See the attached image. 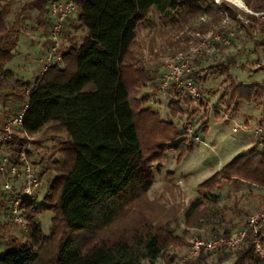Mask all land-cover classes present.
I'll return each mask as SVG.
<instances>
[{
  "label": "trees",
  "instance_id": "trees-1",
  "mask_svg": "<svg viewBox=\"0 0 264 264\" xmlns=\"http://www.w3.org/2000/svg\"><path fill=\"white\" fill-rule=\"evenodd\" d=\"M50 1L39 0L37 7ZM244 3L255 12L264 11V0ZM76 6L77 19L70 28L85 33L82 42L72 43L65 52L62 49L63 62L50 66L33 82L18 79L8 68L18 55L13 37L17 31L6 23L8 6L0 10V93L10 84L23 92L24 96L6 97L26 107L23 131L29 136L52 126L69 138L61 146L65 165L55 166L58 174L44 198L46 209L54 215L50 235L37 221L40 210L35 201H25L27 242L13 239L0 254V264H156L168 246L178 241L168 227L137 229L130 239L106 232L150 192L167 154L178 151L175 141L184 149L179 163L193 148L183 144L173 122L162 120L147 106L146 98L132 96L151 82L144 69L134 64L139 28L152 12L161 20L172 16L174 21L218 16L214 8L235 21L238 13L224 0L218 8L215 0H77ZM241 27L249 30L245 24ZM231 66H236L233 58L218 66L215 74L228 75ZM196 82L202 84L204 79L197 77ZM241 89L236 86L234 94ZM244 89L254 95L258 92L256 87ZM178 105L171 103V114L180 113ZM28 143L15 137L7 152L18 160ZM27 154L32 159V152ZM50 171L47 167L44 174ZM235 182L264 190V146L233 159L199 188L213 192ZM84 233L102 235L94 245L80 247L76 238ZM259 235L264 242V234ZM254 240V232L248 231L235 264H264ZM214 253L226 252H200L188 264H204Z\"/></svg>",
  "mask_w": 264,
  "mask_h": 264
},
{
  "label": "rangeland",
  "instance_id": "rangeland-1",
  "mask_svg": "<svg viewBox=\"0 0 264 264\" xmlns=\"http://www.w3.org/2000/svg\"><path fill=\"white\" fill-rule=\"evenodd\" d=\"M33 1L0 0V10L8 6L6 23L13 25L17 31L13 37L18 55L8 68L14 71L18 79L28 82H33L41 74L44 66L41 60L46 54L40 49L42 41L39 39L43 37V31L37 21L39 11L28 4ZM224 1L235 8L238 13L236 21L228 19L223 10L215 8L213 10L218 16L206 15L178 21H174L172 16L161 20L152 12L148 22L139 28L134 64L144 69L151 82L133 91L132 96L146 98L147 106L158 113L162 120L173 122L182 134L183 144H190L193 148L179 163V152L184 149L179 140L175 141L178 151L167 154L162 172L155 174V184L150 192L128 211L126 217L106 232L130 239L137 229L168 227L178 241L168 246L156 264L191 263L193 259L189 254L193 240H215L234 235L243 229L251 216L264 213V190L252 185L241 182L223 184L213 192L199 188L233 159L249 156L264 146V134L256 135L253 131L244 132L237 128V125L245 124L253 130L264 124V20L251 14L258 12L248 9L244 0V8ZM220 4L221 1L215 0L217 8ZM46 12H41L42 17H45ZM76 18V14L71 17L73 21ZM241 24L248 26L249 30H243ZM84 35L83 31L66 26L63 52L72 43L80 44ZM208 35L231 40L228 47L217 44L213 54L196 59L194 79H204L202 84L196 82L201 98L193 104L174 86H170L164 95L161 86L167 74L168 62L179 54L190 52ZM31 42L35 44L29 45ZM232 58L236 66L229 68L228 75L215 74L218 66L226 65L227 60ZM25 64L29 65V71H26ZM254 82L258 86H253ZM236 86L242 88L239 94H234ZM247 86L258 88L257 94L254 95V91L248 93L244 89ZM13 94L22 96L23 92L10 84L0 93V130L24 109L17 105L14 98L6 97ZM239 98L243 101L249 99L246 101L249 106L241 107ZM171 103L179 104V114H171ZM250 111L254 112V120L247 119ZM187 129L192 131V136L186 132ZM198 135L201 143L194 140ZM16 137L23 139L19 134ZM29 140L33 154L31 162L45 178L43 188L33 199L40 210L37 221L44 234L49 236L54 215L46 209L48 204L44 198L58 174L55 166L65 165L61 146L69 138L64 131L47 126L39 134L30 136ZM47 167L51 171L44 174ZM10 212V197L0 184V225L3 226L0 231H6V234L0 235V254L9 248L13 239L20 243L27 242V233L10 218ZM102 234L105 235V232ZM102 234L84 233L76 239L80 247H89ZM262 243L263 255L259 256L264 260ZM236 257L232 258L228 253H214L204 264H235Z\"/></svg>",
  "mask_w": 264,
  "mask_h": 264
},
{
  "label": "built area",
  "instance_id": "built-area-1",
  "mask_svg": "<svg viewBox=\"0 0 264 264\" xmlns=\"http://www.w3.org/2000/svg\"><path fill=\"white\" fill-rule=\"evenodd\" d=\"M77 0H51L48 9L51 20L49 34V48L41 60L43 63V73L50 66L58 65L63 62L62 47L64 41V29L69 19L77 12ZM260 20H264V12L251 13ZM230 38L206 36L195 48L188 53L179 54L167 64V74L161 86V92L166 95L170 86L179 89L185 97L193 103L201 98V92L193 76V66L197 58L203 55L214 53L217 44L225 47L230 45ZM24 107L21 114L6 123L0 130V176L1 186L10 197L12 218L18 225L23 227L27 233V221L24 216L22 205L25 201L33 200L36 193L45 184V178L41 175V170H36L29 159L28 152L31 151L29 135L23 131ZM240 131H253L256 135L264 134V124L250 129L245 124L237 125ZM192 136V131H186ZM19 134L23 139L28 140L26 149L20 154L18 160L14 159L7 152L9 144ZM26 137V138H25ZM196 142L201 143L200 136L194 137ZM248 231L254 232V244L258 253L263 255V247L259 234H264V213H257L251 216L242 230L228 237L217 238L215 240L195 239L191 242L189 256L195 258L200 252L213 253L220 250L228 253L232 258L242 250L247 241Z\"/></svg>",
  "mask_w": 264,
  "mask_h": 264
},
{
  "label": "crops",
  "instance_id": "crops-1",
  "mask_svg": "<svg viewBox=\"0 0 264 264\" xmlns=\"http://www.w3.org/2000/svg\"><path fill=\"white\" fill-rule=\"evenodd\" d=\"M39 0H34L33 2H30V3H28L29 5H31V7H33V8H36L38 11H39V13H38V17H37V21L39 22V25H40V29H41V31H43V33H42V35H43V37H41L39 40L40 41H42V42H40V49L45 53V52H47L48 51V48H49V34H50V27H49V23H50V21H49V19H50V17L48 16V11H49V9H48V6L46 5V6H42V11L44 12V10L45 11H47L46 12V15H45V17H42V11H41V9L39 8V7H37V2H38ZM75 15V14H74ZM73 15V16H74ZM72 16V17H73ZM47 18V19H46ZM46 19V20H45ZM77 19V18H76ZM72 19L70 18L69 19V21H68V23H67V25L66 26H71V24H72ZM75 21V20H74ZM45 33V34H44ZM33 45V44H35L34 42L32 43H29V45ZM29 65L28 64H25V66L24 67H26L25 69H26V71L29 69V67H28ZM29 71V70H28ZM42 72H41V74L40 75H42L43 74V70H41ZM39 75V76H40ZM38 76V77H39ZM252 85L253 86H258V83H256V82H254V83H252ZM247 87H249V86H247ZM239 103L241 104V107H243V108H245L246 106L248 107L249 106V104L247 103V102H245V101H239ZM247 119H255V116H254V112L253 111H250L249 113H248V117H247ZM209 135V134H208ZM222 168H224V167H222ZM3 226H2V224L0 225V228H2ZM1 233H0V235L2 236L4 233L6 234V231L5 230H1L0 231Z\"/></svg>",
  "mask_w": 264,
  "mask_h": 264
},
{
  "label": "bare ground",
  "instance_id": "bare-ground-1",
  "mask_svg": "<svg viewBox=\"0 0 264 264\" xmlns=\"http://www.w3.org/2000/svg\"><path fill=\"white\" fill-rule=\"evenodd\" d=\"M218 1H222V0H218ZM226 1H228L234 5H237L239 7L244 8L242 0H226Z\"/></svg>",
  "mask_w": 264,
  "mask_h": 264
}]
</instances>
